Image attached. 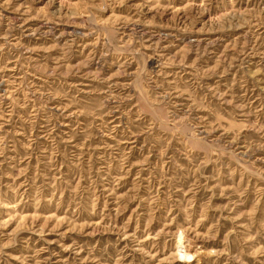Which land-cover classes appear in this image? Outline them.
<instances>
[{"label":"rangeland","instance_id":"rangeland-1","mask_svg":"<svg viewBox=\"0 0 264 264\" xmlns=\"http://www.w3.org/2000/svg\"><path fill=\"white\" fill-rule=\"evenodd\" d=\"M0 264H264V0H0Z\"/></svg>","mask_w":264,"mask_h":264}]
</instances>
